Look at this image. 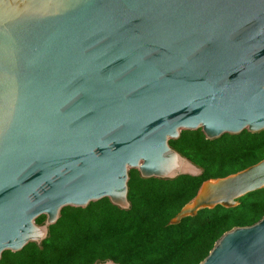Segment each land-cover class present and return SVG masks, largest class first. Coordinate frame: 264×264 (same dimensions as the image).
<instances>
[{
	"label": "water",
	"instance_id": "water-1",
	"mask_svg": "<svg viewBox=\"0 0 264 264\" xmlns=\"http://www.w3.org/2000/svg\"><path fill=\"white\" fill-rule=\"evenodd\" d=\"M198 129L264 130V0H0V260L64 207L128 211L132 169L199 176L169 145ZM262 188L264 159L202 182L169 224ZM198 264H264V215Z\"/></svg>",
	"mask_w": 264,
	"mask_h": 264
},
{
	"label": "trees",
	"instance_id": "trees-1",
	"mask_svg": "<svg viewBox=\"0 0 264 264\" xmlns=\"http://www.w3.org/2000/svg\"><path fill=\"white\" fill-rule=\"evenodd\" d=\"M230 137L208 141L200 129L181 131L169 145L202 169L199 176L144 179L132 169L128 211L107 198L85 208L64 207L40 245L30 242L18 252L5 251L0 264H94L108 259L117 264H198L225 231L253 224L264 215V197H253V192L239 198L236 207L201 209L169 224L202 182L264 159V130Z\"/></svg>",
	"mask_w": 264,
	"mask_h": 264
},
{
	"label": "rangeland",
	"instance_id": "rangeland-1",
	"mask_svg": "<svg viewBox=\"0 0 264 264\" xmlns=\"http://www.w3.org/2000/svg\"><path fill=\"white\" fill-rule=\"evenodd\" d=\"M256 192V195L253 197L263 198L264 197V188L254 191ZM253 193V192H251Z\"/></svg>",
	"mask_w": 264,
	"mask_h": 264
}]
</instances>
